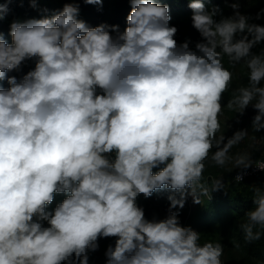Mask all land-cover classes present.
<instances>
[{"label": "clouds", "instance_id": "9594fccd", "mask_svg": "<svg viewBox=\"0 0 264 264\" xmlns=\"http://www.w3.org/2000/svg\"><path fill=\"white\" fill-rule=\"evenodd\" d=\"M129 3L123 31L90 27L78 4L66 3L51 16L11 22V43L0 35V81L9 85L0 87V264H88L98 240L110 237L106 264H223L222 244L201 243L179 210L188 196L200 204L226 187L222 177L211 189L202 182L206 161L253 164L248 153L231 154L248 131L226 140L219 117L251 105L252 130H264V49L253 51L264 25L252 22L264 9L244 15L234 0L233 14L217 21L218 7L189 0L201 37L193 48L174 39L166 4ZM8 12L0 4V20ZM224 57L248 70V86L226 106L233 74ZM32 58L22 79L8 75ZM162 189L171 192L167 214L149 220L136 198ZM54 194L65 198L48 211ZM252 199L239 225L247 242L264 234V188L254 187Z\"/></svg>", "mask_w": 264, "mask_h": 264}, {"label": "trees", "instance_id": "16d2710c", "mask_svg": "<svg viewBox=\"0 0 264 264\" xmlns=\"http://www.w3.org/2000/svg\"><path fill=\"white\" fill-rule=\"evenodd\" d=\"M158 4H166L170 9V26H175L178 31L174 37L178 44L185 40H190V47L195 46L201 37L198 31L192 26V10L189 8V0H154ZM207 10L218 7L221 14L215 19L219 21L222 17H228L233 14L231 4L234 0H203ZM240 12L244 15L255 17L261 9H264V0H239ZM7 3L9 12L3 20H0V35L8 43H11L9 26L14 20L21 22L29 19H40L45 16H51L55 12L62 10L66 3H76L79 6V19L85 21L90 27H95L101 23L109 25H118L123 31L127 27V16L131 10L129 0H103L102 5L87 4L84 0H35V6H32L30 0H0V4ZM252 22L264 25V15L259 20ZM264 49V43H261L253 49L259 53ZM36 58L28 59L21 65L18 71H11L9 76H15L19 81L29 71L35 67ZM224 67L233 74L232 83L228 90L222 95L221 105L226 106L235 90L239 87L248 86V70L241 63L233 66L224 57ZM0 87L7 89L9 87L7 79L0 81ZM223 113L233 115L235 112L227 109ZM258 159L262 157L256 156ZM256 161V162H257ZM253 165V164H252ZM242 170V169H241ZM239 170V171H241ZM159 169H153L156 173ZM238 171V172H239ZM237 172L222 168L213 170L205 169L202 182L212 188L213 183L222 177L226 187L224 189L211 193L210 199H207L202 206L195 211L192 210L188 198L185 206L180 209L179 220L181 226L190 227L194 231L202 234L201 243L205 241L220 242L224 248L221 260L234 264H264V234L256 241L247 242L244 233L239 225L244 222L245 213L253 210L255 205L252 199L254 187L264 188V175H258L249 178L243 182H235ZM171 194L170 190L162 189L155 191L151 197L145 198L143 194L138 195L136 204L145 211L147 219L154 217L160 219L163 213H167L169 201L167 197ZM65 194H54V200L47 207L52 211L63 201ZM45 226H47L45 224ZM99 248L97 251L89 252L88 264H106L105 252L110 244L115 243V238H100L98 240ZM240 256V261H235Z\"/></svg>", "mask_w": 264, "mask_h": 264}, {"label": "rangeland", "instance_id": "374dc122", "mask_svg": "<svg viewBox=\"0 0 264 264\" xmlns=\"http://www.w3.org/2000/svg\"><path fill=\"white\" fill-rule=\"evenodd\" d=\"M255 115L256 110L251 105H249L242 114L234 113L233 115H228L227 113L221 112L219 117L221 124V132H224L226 140L227 138L232 137L233 134L239 130L246 129L248 131V135L245 136V138L238 145L234 146L231 149V154L235 156L238 153H248L251 156L253 164L257 161L256 156H258L259 158L264 157V130H261L260 132H254L252 130V120ZM205 165V169L208 170H213L214 168H222L235 172L241 170L233 169L232 164H228L224 167H219L213 164L210 160L206 161ZM206 187L208 186L206 185ZM187 198L193 211L202 206V204L207 199H210L208 197H201V203L197 204L193 202V198L191 196H188ZM166 214L167 213H163L160 219H162ZM235 261H240V256H238ZM224 264H234V261L231 262L228 259L224 261Z\"/></svg>", "mask_w": 264, "mask_h": 264}, {"label": "built area", "instance_id": "2783aa9c", "mask_svg": "<svg viewBox=\"0 0 264 264\" xmlns=\"http://www.w3.org/2000/svg\"><path fill=\"white\" fill-rule=\"evenodd\" d=\"M260 168H264V157L255 162L252 166L248 167L247 169H242L241 171L237 172L235 177L237 175H241L242 180L240 182H243L249 178H253L258 175H264V170H261Z\"/></svg>", "mask_w": 264, "mask_h": 264}]
</instances>
